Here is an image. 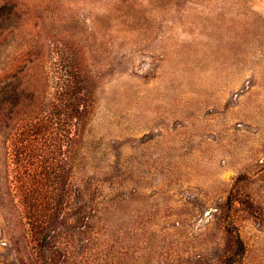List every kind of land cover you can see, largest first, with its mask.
Here are the masks:
<instances>
[{
	"label": "rangeland",
	"instance_id": "obj_1",
	"mask_svg": "<svg viewBox=\"0 0 264 264\" xmlns=\"http://www.w3.org/2000/svg\"><path fill=\"white\" fill-rule=\"evenodd\" d=\"M71 68L92 100L58 155L0 110V264H264V0H0V88L39 107ZM48 156L44 220L16 177Z\"/></svg>",
	"mask_w": 264,
	"mask_h": 264
},
{
	"label": "trees",
	"instance_id": "obj_2",
	"mask_svg": "<svg viewBox=\"0 0 264 264\" xmlns=\"http://www.w3.org/2000/svg\"><path fill=\"white\" fill-rule=\"evenodd\" d=\"M58 84L59 86L53 94L46 93V97L43 95V99L45 97L43 101L46 103H42L41 100L39 107L36 106L38 98L35 94L30 92L23 94L18 91L11 94V91L7 89L8 86L0 88V110L8 103L22 106L14 114V116L18 115L14 124L16 126L18 124L29 125L28 133H25L26 136L32 137L33 135L42 138L47 146L55 149V151L52 150L51 154L53 155H58V147L62 150L65 143L71 141L73 128L78 126L79 121L89 109L88 102L92 100L90 95L83 91L84 87L79 83L74 68L68 69ZM23 106H26L28 111H23ZM42 106H45L46 109H41V112L36 113V109L40 110ZM10 114L13 115L11 111ZM8 120L13 122L15 119L10 116ZM25 134L23 133V135ZM16 161V163H20L19 160ZM62 170H64L62 161L58 162L55 157L48 156L38 175H27L23 171H17L16 179L22 184L19 193L28 199L46 201L41 215L44 220L55 216L61 204L64 180L59 174ZM39 213L32 209L34 223H32L31 232L35 238L43 240L50 231H48L49 226L43 225L44 220L38 222Z\"/></svg>",
	"mask_w": 264,
	"mask_h": 264
}]
</instances>
